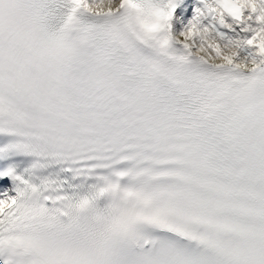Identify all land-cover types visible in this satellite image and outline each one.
I'll list each match as a JSON object with an SVG mask.
<instances>
[{"label":"snow or ice","instance_id":"1","mask_svg":"<svg viewBox=\"0 0 264 264\" xmlns=\"http://www.w3.org/2000/svg\"><path fill=\"white\" fill-rule=\"evenodd\" d=\"M0 264H264V0H0Z\"/></svg>","mask_w":264,"mask_h":264}]
</instances>
